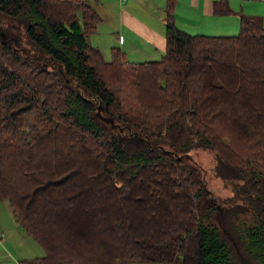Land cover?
<instances>
[{"label":"trees","instance_id":"trees-1","mask_svg":"<svg viewBox=\"0 0 264 264\" xmlns=\"http://www.w3.org/2000/svg\"><path fill=\"white\" fill-rule=\"evenodd\" d=\"M177 4L165 53L140 62L90 44L86 0H0V201L46 251L21 264H264L263 19L193 34Z\"/></svg>","mask_w":264,"mask_h":264},{"label":"crops","instance_id":"crops-1","mask_svg":"<svg viewBox=\"0 0 264 264\" xmlns=\"http://www.w3.org/2000/svg\"><path fill=\"white\" fill-rule=\"evenodd\" d=\"M101 17L97 30L89 35L91 45L103 54H111L114 47L122 49L130 60H159L166 50L164 15L166 0H86ZM218 0H178L175 9L177 25L193 34L226 36L233 24L229 15H217ZM228 17V18H227ZM263 19V18H262ZM264 23V19H263ZM239 23L237 24V28ZM97 34V36L95 35ZM157 59L144 60L149 54ZM0 232V243H7L12 234L25 233L21 225ZM26 234V233H25ZM8 235V237H7ZM4 245V244H2Z\"/></svg>","mask_w":264,"mask_h":264},{"label":"rangeland","instance_id":"rangeland-1","mask_svg":"<svg viewBox=\"0 0 264 264\" xmlns=\"http://www.w3.org/2000/svg\"><path fill=\"white\" fill-rule=\"evenodd\" d=\"M232 13L227 20L228 25L233 24L230 29V35H238L240 33V15L244 14L250 17H259L264 19V0H229ZM239 26L237 28V24ZM204 34V33H203ZM97 36V34H95ZM14 43L23 55L42 60L46 54L27 36L22 33H14ZM149 54V53H148ZM105 58H110L109 54H103ZM156 57V58H155ZM159 56L150 55L144 60L157 59ZM204 157V159H202ZM196 159L206 170V178L210 189L220 196L222 199L230 196V189L223 184L222 180L217 178L213 173V163L211 155H197ZM202 159V160H201ZM11 225L18 226L17 221L12 213L11 206L8 202L0 201V229H5L6 233ZM2 230H0L1 232ZM22 234H12L9 242L0 243V264H21L23 260H31L34 258H42L46 255L45 249L31 236L25 234L21 229ZM8 237V235H7ZM4 244V245H2Z\"/></svg>","mask_w":264,"mask_h":264}]
</instances>
